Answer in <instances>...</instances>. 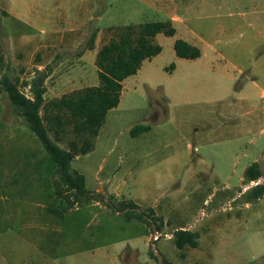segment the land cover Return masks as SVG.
<instances>
[{"label":"rangeland","instance_id":"1","mask_svg":"<svg viewBox=\"0 0 264 264\" xmlns=\"http://www.w3.org/2000/svg\"><path fill=\"white\" fill-rule=\"evenodd\" d=\"M173 16L175 34H156L161 52L122 81L97 136L67 124L57 139L40 108L60 147L93 144L70 163L92 201L62 217L48 211L55 164L0 90V264H264V197L248 196L264 184V0H0V78L31 97L43 76L44 103L97 85L96 52L116 27ZM175 39L200 56L177 57ZM135 124L149 129L131 136ZM255 161L256 183L244 177ZM148 209L154 242L136 217ZM181 226L199 234L183 257L170 238Z\"/></svg>","mask_w":264,"mask_h":264},{"label":"trees","instance_id":"2","mask_svg":"<svg viewBox=\"0 0 264 264\" xmlns=\"http://www.w3.org/2000/svg\"><path fill=\"white\" fill-rule=\"evenodd\" d=\"M116 29V34L103 43L96 52L95 65L99 82L97 85L83 87L44 103L43 76L32 80L31 97L22 93L16 82L7 76L0 78V90L5 91L12 105L24 118L28 128L55 164L57 180L54 181L53 195L54 202L57 199L60 204L49 207L48 211L57 217H62L64 211L92 199V195L86 189L84 175L71 168L70 163L74 155L86 154L92 149L93 144L91 140L84 139L78 153L63 149L49 137L44 118L57 139L67 124L71 125L76 135H88L90 138L97 136L107 111L119 103L122 81L136 74L143 61L161 52V46L154 41L156 34L162 33L165 36L175 34V28L170 20L127 24ZM95 37L96 30L90 33L86 49L94 48ZM173 50L177 57L185 59H195L201 54L198 47L183 39L174 40ZM172 66L171 64L170 68ZM42 107L44 118L40 114ZM148 129L149 125L135 124L130 128L129 134L136 136ZM261 175L257 161L252 162L244 170L247 181H256ZM248 196L251 199L264 197V184L253 186ZM94 199L99 200L101 196ZM117 205L127 217L133 215L137 207L133 201L125 199L119 201ZM136 217L150 223V226L153 224L157 230L161 228V219L154 216L152 209L145 213L136 212ZM198 238L199 234L196 231L187 229H177L172 235L174 245L182 257L186 255V247H197Z\"/></svg>","mask_w":264,"mask_h":264},{"label":"built area","instance_id":"3","mask_svg":"<svg viewBox=\"0 0 264 264\" xmlns=\"http://www.w3.org/2000/svg\"><path fill=\"white\" fill-rule=\"evenodd\" d=\"M252 182H254V181H252ZM252 182H251V183H252ZM254 183H256V182H254ZM256 184H257V183H256ZM256 184H255V185H256ZM159 236H160V232H159V230L153 228V231L150 232V241H151V242L156 241V240L159 238Z\"/></svg>","mask_w":264,"mask_h":264},{"label":"crops","instance_id":"4","mask_svg":"<svg viewBox=\"0 0 264 264\" xmlns=\"http://www.w3.org/2000/svg\"><path fill=\"white\" fill-rule=\"evenodd\" d=\"M92 8H93V7H92ZM170 21H171V22H173V21H178V18H177L176 16H173L172 19H171ZM93 49H94V48H93ZM197 58H198V57H197ZM122 86H123V85H122ZM90 201H92V200H89V202H90ZM93 201H96V203L99 202L97 199H96V200L94 199ZM134 203H135V202H134ZM135 204H136V203H135ZM48 208H49V207H48ZM74 208H75V207H74ZM76 208H77V207H76ZM49 214H50L51 216H54V215H53L52 213H50V212H49ZM152 225H153V224H152ZM152 225H151V227H152ZM177 229H187V230L192 231V230L189 229L188 227H184V228H183L182 226H181L180 228H176L175 230H177ZM172 235H173V234H172ZM170 238L172 239V236H171ZM197 246H198V245H197Z\"/></svg>","mask_w":264,"mask_h":264}]
</instances>
